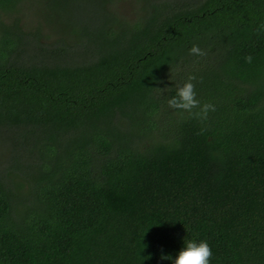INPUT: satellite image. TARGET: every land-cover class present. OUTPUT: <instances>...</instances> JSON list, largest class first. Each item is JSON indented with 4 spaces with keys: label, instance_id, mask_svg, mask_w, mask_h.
I'll use <instances>...</instances> for the list:
<instances>
[{
    "label": "trees",
    "instance_id": "1",
    "mask_svg": "<svg viewBox=\"0 0 264 264\" xmlns=\"http://www.w3.org/2000/svg\"><path fill=\"white\" fill-rule=\"evenodd\" d=\"M115 1L0 0V264H264V0Z\"/></svg>",
    "mask_w": 264,
    "mask_h": 264
},
{
    "label": "clouds",
    "instance_id": "2",
    "mask_svg": "<svg viewBox=\"0 0 264 264\" xmlns=\"http://www.w3.org/2000/svg\"><path fill=\"white\" fill-rule=\"evenodd\" d=\"M190 53L202 55L201 49L193 44L189 49ZM251 59V57H247ZM194 77L189 76L182 83H178L174 95L168 98L167 104L175 109L191 111L199 105L196 115L206 116L213 106L208 103L201 104L196 98V92L192 83ZM212 250L205 239H182L181 247L175 254L164 255L170 264H210Z\"/></svg>",
    "mask_w": 264,
    "mask_h": 264
},
{
    "label": "rangeland",
    "instance_id": "3",
    "mask_svg": "<svg viewBox=\"0 0 264 264\" xmlns=\"http://www.w3.org/2000/svg\"><path fill=\"white\" fill-rule=\"evenodd\" d=\"M115 7L117 8L118 12L124 15L126 18H131L132 12L131 10L134 7L133 0H116ZM24 20L29 21L32 18V9L30 7L24 10Z\"/></svg>",
    "mask_w": 264,
    "mask_h": 264
}]
</instances>
